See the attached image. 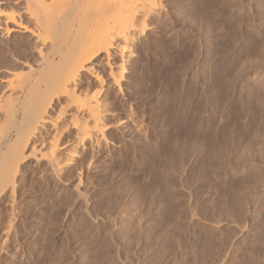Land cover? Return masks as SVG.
<instances>
[{
	"label": "rangeland",
	"instance_id": "obj_1",
	"mask_svg": "<svg viewBox=\"0 0 264 264\" xmlns=\"http://www.w3.org/2000/svg\"><path fill=\"white\" fill-rule=\"evenodd\" d=\"M23 1L0 0V109L36 75ZM162 7L107 121L140 128H112L59 176L27 158L14 208L0 202L15 232L0 264H264V0Z\"/></svg>",
	"mask_w": 264,
	"mask_h": 264
},
{
	"label": "bare ground",
	"instance_id": "obj_2",
	"mask_svg": "<svg viewBox=\"0 0 264 264\" xmlns=\"http://www.w3.org/2000/svg\"><path fill=\"white\" fill-rule=\"evenodd\" d=\"M24 3L37 28L34 24L35 29L28 26V33L30 28L34 29L33 38L40 45L35 77L19 87L17 83L18 88L10 90L4 108L0 109L3 122L0 202L6 200L9 213L15 206L16 184L26 169L23 167L27 158L39 154L37 158H42L47 168L59 176L81 152L104 145L112 128L123 132L128 129L131 120L127 118L117 121V126L107 123L111 122L109 117H115L112 97L122 96L132 66L129 65L138 54L141 39L152 31L153 21L163 14L162 0H25ZM131 128L137 132L140 127ZM67 133H72L73 140L63 145L61 140ZM79 181L75 189L72 187L77 191V199L85 200V194L78 191ZM4 225L0 226V254L14 258L8 246L15 232L10 233V222Z\"/></svg>",
	"mask_w": 264,
	"mask_h": 264
}]
</instances>
